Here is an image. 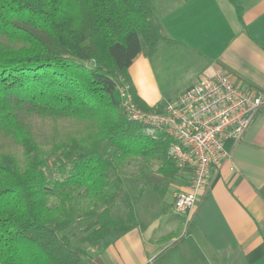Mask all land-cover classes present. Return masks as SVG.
Masks as SVG:
<instances>
[{
  "label": "trees",
  "instance_id": "obj_1",
  "mask_svg": "<svg viewBox=\"0 0 264 264\" xmlns=\"http://www.w3.org/2000/svg\"><path fill=\"white\" fill-rule=\"evenodd\" d=\"M155 1L0 0V264H99L87 248L138 226L124 178L162 197L178 176L124 107L153 108L129 68L163 38Z\"/></svg>",
  "mask_w": 264,
  "mask_h": 264
},
{
  "label": "crops",
  "instance_id": "obj_2",
  "mask_svg": "<svg viewBox=\"0 0 264 264\" xmlns=\"http://www.w3.org/2000/svg\"><path fill=\"white\" fill-rule=\"evenodd\" d=\"M156 8L163 38L129 68L144 105L163 106L218 68L264 96V0H163ZM223 148L227 157L209 170L190 215L174 207L190 182L180 170L164 184L168 202L138 196V226L87 250L99 264H264V105L244 136Z\"/></svg>",
  "mask_w": 264,
  "mask_h": 264
},
{
  "label": "built area",
  "instance_id": "obj_3",
  "mask_svg": "<svg viewBox=\"0 0 264 264\" xmlns=\"http://www.w3.org/2000/svg\"><path fill=\"white\" fill-rule=\"evenodd\" d=\"M263 105L264 96L240 89L223 68L163 106L143 110L130 97L124 102L126 118L142 125L147 135L169 139L168 156L190 174L187 190L174 202L187 215L207 189L209 170L226 159L225 141L240 140Z\"/></svg>",
  "mask_w": 264,
  "mask_h": 264
},
{
  "label": "rangeland",
  "instance_id": "obj_4",
  "mask_svg": "<svg viewBox=\"0 0 264 264\" xmlns=\"http://www.w3.org/2000/svg\"><path fill=\"white\" fill-rule=\"evenodd\" d=\"M163 2V0H156L155 1V6L157 7L156 10H157V13L160 12V8H158V5L161 4ZM224 69V68H223ZM165 103V102H164ZM134 165V164H133ZM156 164H153V166H155ZM135 165L133 167H131L130 169V172L133 174V176L135 174H138V171L135 169ZM147 168H150V165L148 164V167ZM146 168V169H147ZM145 169V170H146ZM131 176V175H130ZM124 187L126 189V191L128 192L132 202H136L137 199H138V194L140 193V187H135V184H134V181H133V178H130V177H127V178H124ZM171 191L169 190L168 192H166L163 197H162V200H161V197H159V202L162 203V201L164 202H168L171 198ZM149 194V192H144V195H147ZM160 203V204H161ZM125 208L123 207V205L121 204H118V205H115L112 209H111V213L110 215L113 216V217H117V218H122L124 215H125ZM84 225V223H80L78 224V221H77V224H75V227L77 229V227L81 228L82 226ZM76 236H79V232L76 231ZM77 239H72V241L75 242V244H77Z\"/></svg>",
  "mask_w": 264,
  "mask_h": 264
}]
</instances>
